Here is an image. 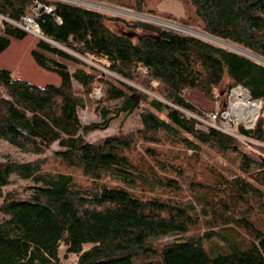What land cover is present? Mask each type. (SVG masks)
Instances as JSON below:
<instances>
[{"label": "trees", "instance_id": "trees-1", "mask_svg": "<svg viewBox=\"0 0 264 264\" xmlns=\"http://www.w3.org/2000/svg\"><path fill=\"white\" fill-rule=\"evenodd\" d=\"M40 1L37 20L43 38L31 56L39 67L57 73L60 83L39 85L0 68V140L24 153L52 151L88 184L69 172L46 169L41 160L0 159V264H65L71 255L73 264H264V230L255 222L264 214V145L255 144L263 153L255 156L236 137L200 127L186 112L203 110L185 97V91L197 90L213 98L216 90L226 88L223 108L230 90L242 85L264 103V0H184L183 26H195L252 57L142 21L122 19L132 32L114 30L109 23L115 16ZM133 1L123 3L136 12L157 14L146 8L149 0ZM45 6L53 10L46 12ZM35 7L36 0H0V13L14 21ZM28 35L4 22L0 54L13 39ZM98 64L117 77L104 74ZM140 72L158 83L163 100L132 84ZM96 84H103L104 99L97 108L101 120L83 124L79 109L92 101ZM113 101L119 104H106ZM137 110L142 128L135 133L87 140ZM239 133L264 144V116L253 129L241 125ZM160 136L197 154L208 147L234 155L240 172L208 168L206 180L191 182L193 200L184 201L180 177L190 171L191 158L174 156L166 162L147 147L155 163L167 169L165 175L134 159L139 139L159 142ZM55 144L59 149H52ZM14 175L29 183L7 189ZM107 178L117 183H105ZM230 224L244 228L247 246L221 232ZM166 236L175 238L159 241Z\"/></svg>", "mask_w": 264, "mask_h": 264}, {"label": "rangeland", "instance_id": "rangeland-1", "mask_svg": "<svg viewBox=\"0 0 264 264\" xmlns=\"http://www.w3.org/2000/svg\"><path fill=\"white\" fill-rule=\"evenodd\" d=\"M41 4V1L38 0ZM92 2H102L105 7H117L119 9H99L93 8L110 16H115L118 19L114 20L113 22L109 23V26L114 30H122V31H129L132 32L129 27L124 24L122 19L127 20L128 22H135V21H142L151 24H155L159 27L170 29L172 31L178 33H187L195 31H187L186 28L176 27L175 24H181V19L185 18L186 12L188 9V2L184 0H149L145 6L146 8H152L156 10L157 14L150 13V12H136L134 9L129 8L123 3V0L114 2L118 4H112L107 1L103 0H88ZM137 1V0H136ZM124 2H134L133 0H124ZM98 5V4H97ZM108 5V6H107ZM121 9V11H120ZM129 11L135 12L140 14V16L132 15L128 13ZM152 16V17H146ZM155 17V18H154ZM167 20V21H165ZM161 21V22H160ZM171 23V24H169ZM168 24V25H167ZM185 26V25H184ZM190 27V25H188ZM195 27V26H191ZM197 28V27H195ZM199 30V28H197ZM200 35V34H198ZM40 36H35L33 34L28 35L25 39L18 40L13 39L10 47L6 49L4 52L0 54V68H7L12 70L13 76L18 77L20 79H25L28 81H32L34 83H38L39 85L54 83H60V77L57 73L45 70L39 67L36 62L33 60L31 56V50L36 47L37 42L39 41ZM250 55V54H249ZM89 63H92L91 60H86ZM69 69L73 72L74 67L71 64H68ZM97 67L106 75H110L112 77H117L116 74L110 73L108 69L104 66L97 65ZM105 75V76H106ZM138 90L143 93L148 94L150 97L153 98H163L158 93V83L151 81L149 78L145 76V73L140 72V76L133 81L132 83ZM103 84H96L94 90L91 94L93 98L92 101L87 102L84 108L79 109V116L83 124H89L92 122L100 121L101 116L98 111V104L103 102ZM227 89L223 88L220 90H216L214 93V97H209L197 90H187L185 91V97L188 101L192 102L198 110H203V112H208L214 110L219 104L222 106L223 100L226 98ZM105 104V100H104ZM108 106L115 107L119 103L118 102H108L106 103ZM160 117L165 118V115L160 113ZM142 128V121L139 115V111L137 110L133 114L125 115L122 114L120 118L113 121L109 128L105 130H96L90 133L87 136L88 141H96L98 139L105 138L107 136H112L116 134H129L135 133L138 129ZM159 142L146 140V139H139L137 146L134 147L133 155L134 159L137 163L145 164L144 168L146 170L154 169L158 172V174H164L167 169L160 168L152 159V156L149 154L147 147L154 148L157 153L159 154L162 160L166 162H171L174 160V156H180L186 158H191L189 160V165L187 166L186 175L184 177H180L181 181L180 184L183 186V194H184V201L191 202L193 200L194 195L191 192V182H198L201 180H206V176L209 174L210 167L217 169L219 171H224L230 175L239 173V168L236 163V157L234 155L223 156L220 153L216 152L213 149L208 147H203L201 154H197L196 152L192 151L190 148L186 149L185 147L168 141L164 139L162 136L159 138ZM264 145L256 142H245L240 140L241 147L253 154L255 156H260L262 150L256 148L257 145ZM53 150L59 149L57 144L52 147ZM0 159L1 160H12L16 162H29L35 160H41L43 162V166L52 171H66L74 175V177L83 184H88V180L82 176L81 172L71 169L63 162L56 159L52 151H48V153L44 155H35L31 153H24L9 144L5 140H0ZM168 164V163H166ZM192 170V171H191ZM165 175V174H164ZM174 176V175H172ZM105 183L109 184H116L117 182L111 178H107L104 180ZM29 181L21 180L16 175L13 176V182L11 185L7 187V189H21L23 186L27 185ZM160 193V192H159ZM157 193V194H159ZM256 224L264 230V214L259 215L256 217L255 220ZM203 228H200V231L203 232ZM221 232L233 242L240 244L242 246H247L249 244V239L247 238L246 232L243 227L230 224L221 227ZM175 237H162L159 241L160 242H168L173 240ZM65 253V249L61 250V254ZM73 259H75L74 255L70 256L69 260H64L65 264H73Z\"/></svg>", "mask_w": 264, "mask_h": 264}, {"label": "built area", "instance_id": "built-area-1", "mask_svg": "<svg viewBox=\"0 0 264 264\" xmlns=\"http://www.w3.org/2000/svg\"><path fill=\"white\" fill-rule=\"evenodd\" d=\"M50 1H61L64 3H68L70 5H75V6H80V7L90 8V9H93L95 7L101 10L106 9V8L119 9L117 7L115 8V7H111L108 5H107L108 7H105V6L99 7L97 4L102 3V2H92L88 0H50ZM36 3H37V7L33 9L32 14L24 15L18 21H14L10 19L9 17L4 16L0 13V25H2L4 22H7V23L14 25L17 28L22 29L23 31L29 34L42 37V31H41L40 24L37 20V17L39 16V11L43 6H42V3L40 4L38 0H36ZM44 8L46 12H51L53 10V7L51 6H45ZM128 13L132 15L140 16V14L132 12V11H129ZM146 17H152V16H146ZM58 20L61 21L60 18H58ZM175 26L179 27L180 28L179 30H181V28H186L187 31L196 32V33L187 32L186 34H191V35L203 38V39L210 40L215 44L222 45L228 49H233L240 53H243L244 55L252 57L245 50L239 49L231 45L230 43L222 42L212 37H209L207 34H204V32L196 28L187 27V26H183L180 24H177V25L175 24ZM260 61L264 63V60H260ZM256 102H259L261 104L262 109L259 112L255 113L254 106ZM186 113L189 117H193L197 119L199 121L200 127L202 128L213 127V128H216L217 130L230 134L241 141L250 142V143L251 142L260 143L256 140L250 139L239 133V128L241 125H243L244 128L247 130L253 129L259 117L264 116L263 101L252 98L250 90L243 87L242 85H237L230 90L226 105L223 108L219 104L212 111H208V112L202 111L199 114L190 113V112H186Z\"/></svg>", "mask_w": 264, "mask_h": 264}, {"label": "bare ground", "instance_id": "bare-ground-1", "mask_svg": "<svg viewBox=\"0 0 264 264\" xmlns=\"http://www.w3.org/2000/svg\"><path fill=\"white\" fill-rule=\"evenodd\" d=\"M98 6H99V7H103V6H105V5L102 4V3H98ZM160 22H161V21H160ZM169 24H171V23H169ZM167 25H168V24H167ZM183 29H184V28H183ZM209 37H210V36H209ZM254 108H255V113H256V112H259V111L262 109V106H261V104H260L259 102H256Z\"/></svg>", "mask_w": 264, "mask_h": 264}, {"label": "water", "instance_id": "water-1", "mask_svg": "<svg viewBox=\"0 0 264 264\" xmlns=\"http://www.w3.org/2000/svg\"><path fill=\"white\" fill-rule=\"evenodd\" d=\"M116 8V7H115ZM204 34H206L205 32H204ZM215 39V38H214ZM226 43H228V42H226ZM62 48V47H61ZM226 105V103L224 104V106Z\"/></svg>", "mask_w": 264, "mask_h": 264}]
</instances>
